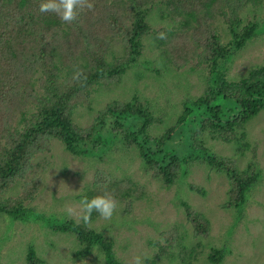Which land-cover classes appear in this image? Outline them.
I'll return each instance as SVG.
<instances>
[{
  "label": "trees",
  "instance_id": "trees-1",
  "mask_svg": "<svg viewBox=\"0 0 264 264\" xmlns=\"http://www.w3.org/2000/svg\"><path fill=\"white\" fill-rule=\"evenodd\" d=\"M40 2L0 0V214L46 222L49 213L34 203L54 165L55 142L86 158L121 141L118 149L138 155L146 176L164 187L183 181L194 166L205 165L208 176H226L221 207L241 218L262 175L258 145L249 142L247 126L264 110V61L239 78L229 77V62L264 33V0H82L70 23L55 12L41 13ZM149 39L169 69L200 70L207 80L205 90L187 95L175 121L161 131L156 128L165 119L138 93L97 106L101 89L121 84L130 69L151 68L154 60L144 57ZM79 108L91 113L87 124L78 119ZM211 140L239 145L236 153L221 154ZM250 149L254 160L241 166L240 156ZM95 165L90 184L77 198L107 194L117 201L114 213L133 214L147 195L145 184ZM188 187L206 195L204 185L191 181ZM177 203L190 231L177 222L158 226V237L149 240L155 252L145 264L183 260L190 237L201 243L211 239L210 218L186 199ZM97 216L93 212L90 221ZM90 221L69 216L51 226L74 238L73 259H84L98 247L104 264H135L118 257L114 236ZM231 252L227 242L212 244L207 263L222 264ZM25 264L47 261L29 244Z\"/></svg>",
  "mask_w": 264,
  "mask_h": 264
},
{
  "label": "rangeland",
  "instance_id": "rangeland-1",
  "mask_svg": "<svg viewBox=\"0 0 264 264\" xmlns=\"http://www.w3.org/2000/svg\"><path fill=\"white\" fill-rule=\"evenodd\" d=\"M157 15L155 13L156 17ZM154 21H157V18ZM144 57L154 60L151 68L141 65L130 69L121 84L101 89L97 96V106L104 105L111 98L130 99L134 93H138L165 119L164 124L156 128L161 131L165 125L175 121V113L180 111V104L187 95L195 96L205 90L207 80L200 70L179 73L169 69L152 39L147 41ZM263 61L264 33L249 42L230 60L229 77L239 78L256 63ZM77 117L84 124L91 121V113L84 108H79ZM247 127L249 142L258 145L256 161L259 162L262 175L261 180L248 194L249 200L241 218L237 217L235 211L229 212L221 207L226 198L227 177L215 173L208 176L205 165L194 166L183 181L164 187L146 176L138 155L127 154L118 149L121 141L112 144L107 153L98 150L86 158L74 156L66 151L60 142H55L54 165L46 174L44 191L34 203L38 211L45 212V215L49 213L46 222L31 221L34 217L17 221L0 214V264H25L29 244L37 248L47 264H104L98 247L84 259H73L74 238L53 232L51 226L54 221L64 220L69 216L78 221L83 220L82 200L78 199L77 195L84 192L90 184L94 169L92 164L95 163V166L108 167L115 177L130 175L146 186L147 195L136 203L133 214L125 215L118 209L110 220L97 216L90 221L93 226L107 228L114 236L115 249L122 260L136 264L139 258L141 264H145V259L155 252L149 245V240L158 237V226L164 227L177 222L182 229L189 232L190 225L177 203L186 199L210 218L212 237L203 243L190 237L185 259L165 258L156 264H208L207 257L211 245L226 242L231 246L232 252L225 257L222 264H264V110L251 120ZM211 143L214 150L221 154L236 153L239 145L217 140H211ZM252 157L253 150L246 151L239 158L240 165L245 166L254 160ZM191 181L204 185L206 195L192 192L188 187ZM69 209L72 210L71 215L68 214ZM150 222H155V226Z\"/></svg>",
  "mask_w": 264,
  "mask_h": 264
},
{
  "label": "clouds",
  "instance_id": "clouds-1",
  "mask_svg": "<svg viewBox=\"0 0 264 264\" xmlns=\"http://www.w3.org/2000/svg\"><path fill=\"white\" fill-rule=\"evenodd\" d=\"M82 7V0H41L39 11L41 13L55 12L63 22L70 23L77 19ZM81 203L84 212L82 219L86 224L90 221L93 212L98 213L105 220H110L117 208L116 199L107 194L95 195L90 199L85 197ZM68 214H72L71 209L68 210ZM136 264H141L139 258Z\"/></svg>",
  "mask_w": 264,
  "mask_h": 264
}]
</instances>
